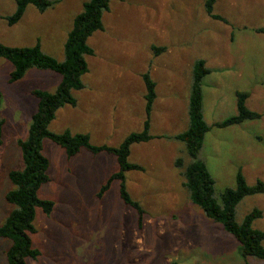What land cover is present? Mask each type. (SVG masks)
<instances>
[{
  "label": "rangeland",
  "instance_id": "374dc122",
  "mask_svg": "<svg viewBox=\"0 0 264 264\" xmlns=\"http://www.w3.org/2000/svg\"><path fill=\"white\" fill-rule=\"evenodd\" d=\"M87 1L63 0L43 13L29 6L22 20L9 27L5 18L15 13L16 0H0V44L26 48L40 41L47 54L63 61L67 35ZM205 1L112 0L103 16L104 31L88 40L95 55L87 57L85 88L74 92L77 107L60 109L49 130L88 134L96 146H119L127 135L143 130L146 89L142 77L150 73L157 84L151 134L183 133L190 124L193 67L201 59L212 72L209 80L223 77L228 87L217 81L222 85L210 90L204 79V117L209 125L237 114L236 93H249L248 108L262 115L260 120L225 129L213 127L206 135L199 158L215 181L216 197L236 188L240 170L248 185L264 181V72L259 69L264 61V35L255 31L264 28V0L217 1L214 13L225 17L230 26L210 18ZM232 35L234 43H230ZM153 47L167 51L156 56ZM12 71V64L0 59V118L4 120L0 226L14 210L6 200L14 189L9 173L23 167L18 141L27 138L37 110L32 92L53 93L61 82L56 73L33 69L11 83ZM210 91L230 105L208 114ZM43 154L50 162V182L38 196L55 206L50 216L37 209L31 239L41 255L27 259L26 264H264L253 257L245 260L239 243L191 202L183 169L175 167L179 157L190 160L181 142L156 139L132 147L130 162L146 169L127 173L128 191L146 211L142 228L137 213L120 199L119 182L98 197L118 171L113 155L82 151L68 158L50 140H44ZM255 208L263 217L254 228L264 231V195L245 198L237 207L236 221L242 223ZM10 246L11 241L0 238V264H6Z\"/></svg>",
  "mask_w": 264,
  "mask_h": 264
},
{
  "label": "trees",
  "instance_id": "16d2710c",
  "mask_svg": "<svg viewBox=\"0 0 264 264\" xmlns=\"http://www.w3.org/2000/svg\"><path fill=\"white\" fill-rule=\"evenodd\" d=\"M61 1L63 0H16L15 13L7 16L5 21L9 27H13L22 20L29 6L43 13L54 8ZM111 1L89 0L83 4L82 11L74 18L72 29L67 35L63 61L47 54L40 41L35 46L26 48L7 47L0 44V59L9 61L13 66L10 76L11 83L20 81L33 69L51 71L61 76V82L55 92L40 89L32 92L38 101L37 110L32 116L27 138L18 141L22 152L23 167L9 173L14 189L7 193L6 200L14 206V210L0 226V238L11 241V246L6 252V264H26L27 259L37 260L41 255V252L33 247L31 239V235L36 233L34 225L36 211L41 209L50 216L55 206L52 201L41 199L38 196L40 188L50 182L48 175L50 162L43 154L44 140H50L61 147L68 158H73L82 151H87L93 156L103 153L113 155L118 164V171L101 187L98 197H104L112 183L119 182L120 199L137 213L140 228L143 226L146 211L128 191L127 173L145 172L146 169L142 165L130 162L132 147L156 139L181 142L190 160L186 162L184 157H179L175 161V167L183 169V177L186 181L184 186L191 202L202 209L209 219L222 225L223 229L239 243L245 260L248 257L264 260V231L254 228V223L262 219L263 212L255 208L242 223L236 221L237 207L245 198L264 195V181H258L256 185H248L240 170L237 173L236 188L226 189L217 198L215 181L205 162L199 158L206 135L213 127L225 129L247 121L260 120L262 115L248 108L249 93H237V114L222 122L209 125L204 118L203 82L211 71L205 60H197L193 67L188 107L190 124L183 133L175 136L151 134V117L157 99V84L150 73L142 77L146 89L143 130L127 135L119 146H96L91 143L88 134H74L69 130L63 133H53L49 130L60 109L65 106L77 107L78 101L74 92L85 88L83 77L89 73L87 57L95 55L88 40L96 32L104 31L103 16L110 11ZM216 1H205L206 14L211 19L228 25L229 22L224 17L214 13ZM255 31L264 34V28ZM153 50L155 55L159 56L166 52L167 48L153 47ZM2 102L3 97L0 91V110ZM3 126L4 120L0 118V144L2 143Z\"/></svg>",
  "mask_w": 264,
  "mask_h": 264
},
{
  "label": "crops",
  "instance_id": "0c3cea01",
  "mask_svg": "<svg viewBox=\"0 0 264 264\" xmlns=\"http://www.w3.org/2000/svg\"><path fill=\"white\" fill-rule=\"evenodd\" d=\"M218 2L220 1V0H217ZM217 1H216V3H217ZM215 10V9H214ZM217 15V14H216ZM221 16V15H220ZM223 17V16H222ZM225 18V17H224ZM226 19V18H225ZM227 20V19H226ZM228 21V20H227ZM229 22V21H228ZM226 26H230V23L227 25V24H225ZM244 31L245 30H247L245 27H243L242 28ZM257 33V32H256ZM260 34V33H259ZM264 35V34H263ZM234 41H235V38L233 37V35L231 36V39H230V43H234ZM255 64H257V63H259V62H254ZM260 64V66L261 67H259V69H260V71H263L264 72V61L263 62H260L259 63ZM259 66V65H258ZM211 71V70H210ZM212 72L206 77V79L205 80H207L208 79V81H209V85L208 86H211L210 87V90H212V89H216L214 86H221L222 84L224 85V89H227L228 87H227V85L225 84V81H224V78L223 77H221V78H216V79H218L217 81H220V82H222V84L221 83H219V82H217V81H210L209 79H212ZM204 89L203 90H205V87H203ZM216 90H218V89H216ZM221 90H222V88H221ZM224 94V93H223ZM237 94V93H236ZM226 95V94H225ZM226 99V98H225ZM203 101H204V96H203ZM228 105H230V104H228V101L227 100H224V98L223 99H221L220 100V97L218 96H216L215 95V92L214 91H210V92H208V103H207V107H208V114H210V115H212V112H215L216 110H218L219 108H224V107H227ZM204 106V116L206 115V111H205V104L203 105ZM204 118H206V117H204ZM217 120H219V118L217 119ZM220 122H222V121H220ZM217 123H219V122H217ZM152 127V126H151ZM162 136V135H161Z\"/></svg>",
  "mask_w": 264,
  "mask_h": 264
}]
</instances>
